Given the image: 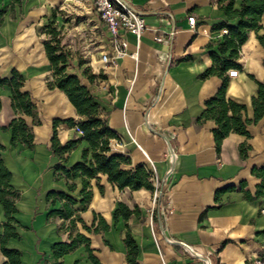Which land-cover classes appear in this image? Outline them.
<instances>
[{
  "label": "crops",
  "instance_id": "1",
  "mask_svg": "<svg viewBox=\"0 0 264 264\" xmlns=\"http://www.w3.org/2000/svg\"><path fill=\"white\" fill-rule=\"evenodd\" d=\"M124 1L143 17L148 30L139 41L123 34L126 54L116 65L103 66L99 55L108 46V32L100 21L103 31H98L99 46L89 59V72L76 67L74 74L98 101L99 116L116 135L108 155L128 158L123 170L149 171L155 190H120L107 175L97 174L88 181L90 199L82 203V177L67 178L56 168L69 170L81 163L84 151L87 164L92 162L89 143L76 127L60 123L58 144L78 141L77 145L62 155L51 149L55 120L78 123L83 118L63 91L48 87L52 69L38 26L49 7L43 0H0V77L10 78L13 70L21 74V92L29 94L40 121L34 125L32 117L15 113L11 88L0 87V158L11 174L10 185L19 193L11 215L18 237L9 239L6 248L20 254L21 264H52L54 245L68 244L78 234L89 239L99 264H128L123 239L129 231L138 249L137 264H204L205 259L210 264H249L264 257V197L248 201L241 189L243 183L254 195L260 183L252 170L264 166V116L247 125L248 136L229 134L219 151L214 121L202 118L205 102L222 86L217 75L204 76L213 66L211 53L219 55L218 47L228 34L219 26L233 27L238 20H229L218 0ZM241 7L242 0L233 1V10ZM189 17L196 20L194 29ZM259 24L262 29L249 30L240 48L235 60L240 68L231 69L237 76L226 73L225 98L244 105L248 120H253L256 82L264 81V49L257 40V35L264 36V14ZM19 117L32 129L33 149L11 147L10 133L1 130ZM170 146L173 161L168 157ZM64 204L72 210L70 217L56 214ZM119 204L131 211L137 208L139 216L115 218ZM6 221L0 205V225ZM5 261L0 252V264ZM58 262L94 264L82 243Z\"/></svg>",
  "mask_w": 264,
  "mask_h": 264
},
{
  "label": "trees",
  "instance_id": "2",
  "mask_svg": "<svg viewBox=\"0 0 264 264\" xmlns=\"http://www.w3.org/2000/svg\"><path fill=\"white\" fill-rule=\"evenodd\" d=\"M221 3L220 9L224 12L229 20H238L236 26H227L221 24L220 28H225L228 34L224 36L223 42L219 45L217 53H211L213 66L206 71L204 76L217 75L222 79V86L218 92L205 102L206 110L202 118L211 119L214 121L216 128L213 130L216 150L219 151L222 141L231 133L248 136L246 127L249 123H256L264 116V81L256 82L257 96L252 98L253 120L245 118L246 107L225 98L226 87L228 84V77L226 73L231 69H239V65L235 60L239 55V51L243 43L246 41L249 30L259 32L262 28L260 26V19L264 14V0H242V7L240 10H233L234 0H218ZM0 12V16H1ZM55 36L57 33L52 32ZM257 40L264 49V36L257 35ZM44 48L48 61L52 69L53 83H48V87L58 88L63 91L68 100L75 108L78 116L82 117L78 123L73 120L53 122V137L52 152L62 155L65 152L73 149L78 141H70L65 145H59L56 140V127L60 123H65L76 127L83 134V139L87 141L92 150V162L87 164L86 151L83 153V161L72 166L69 170L58 166L56 172L63 174L67 178L82 177V203L87 202L91 197L88 181L93 179L97 174L107 175L110 183L115 184L120 190L129 188L130 190L146 189L154 191L155 188L149 181L150 172L143 167H137L134 170H123L121 165L129 164V159L121 155H108L109 142L116 138L115 133L110 130L104 120L99 116L100 106L95 97L90 93L89 89L80 83V80L75 74L65 73L67 64V56L65 53L59 51L57 44L52 42H44ZM229 55L226 56V53ZM264 65V62H263ZM91 79V77H88ZM24 79L21 74L15 70L11 72L10 78L0 77V87L8 86L11 88V109L19 115L30 116L34 119V125H39L40 121L37 118L36 107L33 105L28 93L21 92ZM1 110V104H0ZM4 132L10 133V146L16 147L18 144L26 146L28 149H33V134L32 129L25 123L22 117L12 119L5 126L1 128ZM244 146L240 147V154H243ZM4 147L0 145V151ZM252 174L260 179V183L256 187L254 195L244 190V184H241V189L244 198L248 201L264 197V166L262 168H254ZM11 174L4 166L0 158V205L4 210L6 222L0 225L2 232H0V252L6 258L3 264H21L20 254L17 251L6 248L7 241L11 238H17L18 233L13 226V219L11 215L16 213L15 200L19 193L10 185ZM71 188V187H70ZM59 197L65 199L69 204H75V201L65 194H58ZM69 204H64L62 211L56 214L62 217H70L72 210ZM121 215L125 221L131 216H139L137 208L131 211L125 205L119 204V209L115 213V218ZM71 226L74 225L72 221ZM107 229V227H104ZM124 245L127 249L128 264H137L136 259L138 255L137 245L132 238L129 231H126ZM82 243L85 245L89 257L94 264H99L92 256L89 249V239L76 235L68 244L54 245L52 252L55 262L52 264H60L58 259L63 255L69 253L76 245Z\"/></svg>",
  "mask_w": 264,
  "mask_h": 264
},
{
  "label": "rangeland",
  "instance_id": "3",
  "mask_svg": "<svg viewBox=\"0 0 264 264\" xmlns=\"http://www.w3.org/2000/svg\"><path fill=\"white\" fill-rule=\"evenodd\" d=\"M43 5L49 8L38 26V36L43 42L57 44L66 54L65 73L74 74L78 67L87 74L89 59L99 46L98 31H103L93 1L43 0Z\"/></svg>",
  "mask_w": 264,
  "mask_h": 264
},
{
  "label": "built area",
  "instance_id": "4",
  "mask_svg": "<svg viewBox=\"0 0 264 264\" xmlns=\"http://www.w3.org/2000/svg\"><path fill=\"white\" fill-rule=\"evenodd\" d=\"M92 1L100 21L106 26L108 32V46L101 51L99 61L103 66H114L116 65L117 59L126 54L127 42L123 34H130L139 41L148 28L145 25L143 17L124 0ZM187 21L190 28L194 29L196 27V20L194 17H189ZM201 32H205V30L202 29ZM226 32V30H223V33ZM170 35H172V33ZM155 40L158 42L162 41L161 37H156ZM237 74V70L228 71V76L231 78L236 77ZM168 157L170 161H173L175 158V151L171 146L169 147ZM182 247L186 252L197 256L191 246L182 244ZM204 264H210L209 260L205 259ZM249 264H264V257L256 258L249 262Z\"/></svg>",
  "mask_w": 264,
  "mask_h": 264
}]
</instances>
